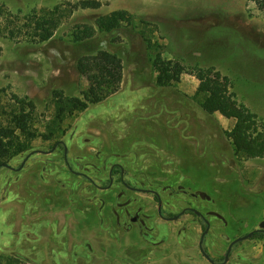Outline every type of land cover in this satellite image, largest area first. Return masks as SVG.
<instances>
[{
	"label": "rangeland",
	"instance_id": "1",
	"mask_svg": "<svg viewBox=\"0 0 264 264\" xmlns=\"http://www.w3.org/2000/svg\"><path fill=\"white\" fill-rule=\"evenodd\" d=\"M78 1L0 0V129L14 134L4 138L2 162L19 167L33 151L67 147V160L60 146L33 154L20 172L0 169V264H211L199 247L202 219L162 220L157 199L128 189L120 169L111 188L98 187L115 164L130 185L157 191L166 213L201 211L210 224L205 250L222 260L231 241L264 221V158L235 153L227 136L235 120L202 109L196 77L157 84L146 38L165 60L229 76L237 99L264 121V12L254 0H100V8L64 16L53 38L39 42L38 22ZM116 10L134 14L137 28L73 41L77 26ZM97 49L122 58L119 90L81 111L61 109L60 97L84 100L89 82L76 62ZM15 95L35 105L26 130L14 120ZM242 263L264 264V236L235 245L228 264Z\"/></svg>",
	"mask_w": 264,
	"mask_h": 264
},
{
	"label": "trees",
	"instance_id": "2",
	"mask_svg": "<svg viewBox=\"0 0 264 264\" xmlns=\"http://www.w3.org/2000/svg\"><path fill=\"white\" fill-rule=\"evenodd\" d=\"M257 7L264 12V0H254ZM69 11L61 10L58 6L49 13L52 18L44 17L38 22L39 33L36 37L39 42H46L53 38L55 30L62 22L64 16H71L78 9H97L103 5L100 0H81L75 3L68 2ZM0 10V17L2 16ZM137 17L128 10H116L106 15L99 16L95 25H79L73 33V41L79 44L87 43L95 38L97 32L102 34L111 33L115 30L129 26L136 29ZM145 23L144 21H141ZM146 24H148L146 22ZM148 48L154 53L152 65L157 73V84L160 87H174L179 83L183 74H191L199 81L196 90V96L201 97V107L209 115L220 113L228 119L235 120L231 131L227 136L231 140L234 151L240 157L249 160L255 158H264V121L246 105L242 104L232 90V80L229 76L223 74L214 66L201 67L195 66L189 69L179 60H165L162 52L154 48V43L146 38ZM76 68L80 76L85 77L89 82L88 89L84 92V100L81 98H63L60 97L59 106L61 109L71 107L74 110H84L88 103H98L105 98L115 94L123 80V60L122 58L109 50L97 49L91 53L83 54L76 62ZM57 93V92H56ZM21 105L19 112H14V120L18 128L27 129L29 116L34 110V102L27 101V98L14 96ZM65 105V106H64ZM27 107L29 111H27ZM73 112V111H72ZM14 137L13 130L8 128L0 129V164L2 163V149L6 143L4 138ZM10 148H15L16 152H22L25 148L10 141ZM12 150V149H8ZM262 237L263 233L256 234ZM15 262V263H13ZM4 264H27L19 259L7 258Z\"/></svg>",
	"mask_w": 264,
	"mask_h": 264
},
{
	"label": "flooded vegetation",
	"instance_id": "3",
	"mask_svg": "<svg viewBox=\"0 0 264 264\" xmlns=\"http://www.w3.org/2000/svg\"><path fill=\"white\" fill-rule=\"evenodd\" d=\"M60 146H62V147H64V152H65V159L67 160V147H66V145H65V143L63 142V141H58L51 149H49V150H36L37 152H40L41 154L43 153V154H51V153H53L54 151H56ZM36 152V153H37ZM30 154V153H29ZM28 154V155H29ZM35 154V153H34ZM27 155V156H28ZM33 155V154H32ZM31 155V156H32ZM27 156H26V158H27ZM31 156H30V158H31ZM25 158V159H26ZM30 158H28L27 160H26V162H25V165H24V167L22 168V169H20V170H18V168L22 165V163L20 164V166L19 167H13V166H11V165H9L8 167L7 166H5V164H7V163H1L0 164V169L1 168H3V167H5V168H8V169H11V170H13V171H15V172H20L21 170H23L24 168H25V166H26V163H27V161L30 159ZM24 159V160H25ZM23 160V161H24ZM68 167H69V169H70V171L71 172H73V173H75V174H77V175H79V176H83V177H85V178H87V179H89V180H91L92 181V179L87 175V174H85V173H83V172H77V171H75L74 169H73V167L68 163ZM118 169H120V180L124 183V185L128 188V189H130V190H132V191H134V192H143V193H147V194H151V195H153L156 199H157V201H158V215H159V217L162 219V220H164V221H178L179 219H180V217L181 216H183L184 214H186V213H191V214H193V215H195V216H197V217H199L200 219H202L203 221H204V223L206 224V228H205V230H204V232L201 234V236H199L200 237V240H199V247H200V250H201V252H202V254L204 255V257L211 263V264H228L229 262H230V260H231V256H232V253H233V249H234V247H235V245H237L238 243H236L234 246H233V248H232V251H231V253H230V255H229V259H228V261L227 262H225V257H226V254H227V252H226V254L224 255V257H223V259L222 260H219V261H217V260H215V259H213L207 252H206V250H205V243H206V239L208 238L207 236H209V232H210V224H209V222L206 220V218H205V216L201 213V211H199V210H197L196 208H193V207H187V208H185L183 211H181L180 213H178V214H175V215H171V214H168V213H166V211H165V208H164V204H163V200H162V198H160L161 196H160V194L157 192V191H155V190H152V189H142V188H137V187H134V186H132V185H130L129 183H127L126 181H125V179H124V177H125V172L123 171V169L120 167V165H118V164H115V165H113L112 167H111V169H110V173H109V183H108V185H105V186H98L101 190H106V189H109V188H111V186L113 185V182H114V177H115V175L118 173L117 171H118ZM111 179H112V181H111ZM93 183H94V181H92ZM6 200V197H4V196H2L1 194H0V205L4 202ZM197 212H200L201 213V215H199ZM179 215V217L177 218V219H175V217H177ZM132 222H138L139 220H138V217H133L132 218V220H131ZM263 222V221H262ZM261 222V223H262ZM260 223V224H261ZM208 227H209V230H208V232L206 233V230L208 229ZM253 231H255V233H254V235L251 237V238H255V239H257V238H260V237H258V236H256V234H258V233H263V236H264V230H261L260 229V227L259 228H257V229H254ZM252 232V231H251ZM204 233H206L205 234V236H203V234ZM250 233V232H249ZM248 234V233H247ZM244 235H246V234H244ZM244 235H242V236H244ZM203 236V237H202ZM242 236H240V237H242ZM239 238V237H238ZM237 239V238H236ZM235 240V239H234ZM233 240V241H234ZM247 240V239H246ZM203 241V242H202ZM233 241H231V242H233ZM244 241V240H243ZM201 242H202V247H201ZM241 242V241H240ZM230 246V245H229ZM229 248V247H228ZM203 250V251H202ZM227 251H228V249H227ZM206 255H208L209 256V258L210 259H212L213 261H214V263H212L211 261H210V259L209 258H207V256ZM242 264H250V263H242Z\"/></svg>",
	"mask_w": 264,
	"mask_h": 264
},
{
	"label": "water",
	"instance_id": "4",
	"mask_svg": "<svg viewBox=\"0 0 264 264\" xmlns=\"http://www.w3.org/2000/svg\"><path fill=\"white\" fill-rule=\"evenodd\" d=\"M36 152H37V151H33V152H31V153L27 156V158L23 161L22 165L18 168V170L22 169V168L24 167V165H25L26 160H27L28 158H30V156H31L32 154L36 153ZM5 166L8 167L9 165H8V164H5ZM111 181H112V179H111ZM197 213H198L199 215H201L200 212H197ZM178 217H179V215H178L177 217H175V219H177ZM260 229H261V230H264V221L260 224ZM208 230H209V227H208V229L206 230V233L208 232ZM206 233H204L203 236H205ZM254 233H255V231H252V232H250V233H248V234H246V235H244V236H242V237H239V238L235 239L233 242H231V244H230V246H229V248H228V251H227L226 257H225V262L228 261V259H229V255H230V253H231V251H232L233 246H234L236 243L240 242V241H243V240H246V239L251 238V237L254 235ZM203 236H202V237H203ZM202 242H203V241H202ZM202 242H201V247H202ZM202 251H203V250H202ZM206 256H207V258H209L208 255H206ZM209 259H210V258H209ZM210 261H211L212 263H214V261H213L212 259H210Z\"/></svg>",
	"mask_w": 264,
	"mask_h": 264
}]
</instances>
